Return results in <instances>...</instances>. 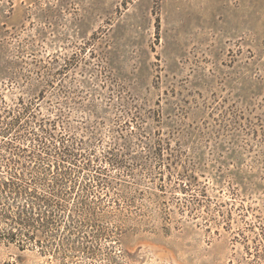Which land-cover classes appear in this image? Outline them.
Instances as JSON below:
<instances>
[{
  "label": "rangeland",
  "instance_id": "rangeland-1",
  "mask_svg": "<svg viewBox=\"0 0 264 264\" xmlns=\"http://www.w3.org/2000/svg\"><path fill=\"white\" fill-rule=\"evenodd\" d=\"M0 167V264H264V0H0Z\"/></svg>",
  "mask_w": 264,
  "mask_h": 264
},
{
  "label": "trees",
  "instance_id": "trees-1",
  "mask_svg": "<svg viewBox=\"0 0 264 264\" xmlns=\"http://www.w3.org/2000/svg\"><path fill=\"white\" fill-rule=\"evenodd\" d=\"M14 177L18 176L0 167V192L6 194L0 205V244H12L18 252L36 249L44 254L58 231L51 228L57 217L56 205L34 189H14ZM17 259L6 264H24L25 257L17 255Z\"/></svg>",
  "mask_w": 264,
  "mask_h": 264
}]
</instances>
